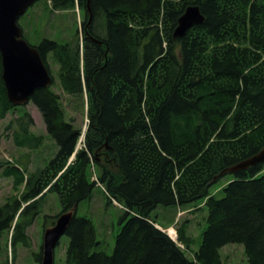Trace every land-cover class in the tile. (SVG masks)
Wrapping results in <instances>:
<instances>
[{
    "label": "trees",
    "instance_id": "obj_1",
    "mask_svg": "<svg viewBox=\"0 0 264 264\" xmlns=\"http://www.w3.org/2000/svg\"><path fill=\"white\" fill-rule=\"evenodd\" d=\"M49 4L51 11L85 10L82 40L45 37L35 46L47 65L49 54L59 63L60 88L87 107L88 123L85 130L74 123L53 85L32 94L57 151L31 174L23 163H3L14 189L23 186L0 206V237L11 232L15 256L19 244L32 246L28 229L47 193L58 194L65 212L91 199L99 184L107 205L124 209L113 252L101 249L92 219L76 212L64 234L67 264H221L228 244L243 245L249 264H264V161L226 171L264 147V0ZM194 5L204 22L175 36ZM2 70L0 53V120L24 107L8 99ZM22 111L7 127L16 121L15 143L37 149L45 135L31 131L33 118ZM228 175L218 198L212 187ZM201 200L207 226L190 257L195 240L187 224L176 241L153 212Z\"/></svg>",
    "mask_w": 264,
    "mask_h": 264
},
{
    "label": "rangeland",
    "instance_id": "obj_2",
    "mask_svg": "<svg viewBox=\"0 0 264 264\" xmlns=\"http://www.w3.org/2000/svg\"><path fill=\"white\" fill-rule=\"evenodd\" d=\"M50 4L49 0H38L19 18L24 36L32 45L39 44L45 37L55 39L60 43H76L77 39L82 38V22L85 10L75 6L69 10L51 11ZM80 48H83L81 41ZM47 63L54 77L53 89L61 94L68 115L73 118L74 123L85 130L88 123L87 107H84L81 101H77L75 98L63 93L59 83V63L53 58L52 54L48 55ZM86 96L84 94L85 102L87 101ZM21 106H24L22 109L28 111L33 118L31 131L38 135L44 134L45 137L42 146L37 149L31 150L26 147H19L13 138L14 128L18 129V123L15 121L12 127L8 128L7 126L12 119H16L23 114L22 109L13 110L8 113L6 118L0 120V206L8 196L20 195L23 191V186L17 190L14 189L13 178L3 174V163L7 165H27V172L31 174L44 167L57 151L55 141L48 137L46 124L38 107L31 101ZM83 140L84 138L80 139L78 147L83 146ZM27 154H29L28 157ZM91 170L94 171L93 176L96 178V172L99 174L98 169L93 166ZM232 179V175L224 177L212 187V193L218 198L223 197L224 191H222V188ZM107 200L103 187L98 184L94 189L92 198L79 204L77 214L92 219L97 229L98 240L102 243L101 249L111 254L115 245V237L121 229L120 219L124 209L115 201L107 205ZM61 211L58 194L47 193L43 211L28 229L32 246L26 247L19 244L15 256V251L11 245V232H5L0 237V264H41L42 259L39 262L37 256L41 249V258L44 255L45 230L55 224L59 214L62 213ZM153 215H158L159 226L164 227L165 230L174 227L178 233L180 226L184 222L187 224V233L195 240L192 243L191 250L188 251V255L192 257L193 252L199 249L202 241L201 232L207 226L208 210L204 202L201 200L182 208L181 206H159L153 212ZM169 231L167 229L168 233ZM68 242V237L63 235L54 250L55 264H67L66 247ZM221 252V264H249L244 247L241 244H228L222 248Z\"/></svg>",
    "mask_w": 264,
    "mask_h": 264
},
{
    "label": "water",
    "instance_id": "obj_3",
    "mask_svg": "<svg viewBox=\"0 0 264 264\" xmlns=\"http://www.w3.org/2000/svg\"><path fill=\"white\" fill-rule=\"evenodd\" d=\"M36 1L0 0L2 78L8 99L16 106L28 104L37 88L50 87L54 83V77L40 50L23 36V29L19 25V18ZM204 20V15L198 6H189L179 18L175 36H184L192 26L203 23ZM262 161H264V147L257 154L226 171L246 169ZM77 208L78 206H75L69 211L62 212L55 224L46 228L41 264H55L54 250L76 214Z\"/></svg>",
    "mask_w": 264,
    "mask_h": 264
},
{
    "label": "bare ground",
    "instance_id": "obj_4",
    "mask_svg": "<svg viewBox=\"0 0 264 264\" xmlns=\"http://www.w3.org/2000/svg\"><path fill=\"white\" fill-rule=\"evenodd\" d=\"M171 231H172V229H171Z\"/></svg>",
    "mask_w": 264,
    "mask_h": 264
}]
</instances>
